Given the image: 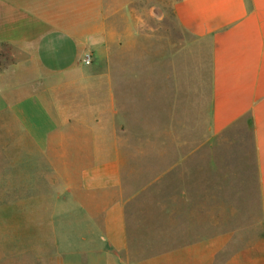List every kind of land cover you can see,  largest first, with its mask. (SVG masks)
Segmentation results:
<instances>
[{
  "label": "crops",
  "instance_id": "1",
  "mask_svg": "<svg viewBox=\"0 0 264 264\" xmlns=\"http://www.w3.org/2000/svg\"><path fill=\"white\" fill-rule=\"evenodd\" d=\"M157 1L0 0V264H132L134 160L242 127L264 245V0Z\"/></svg>",
  "mask_w": 264,
  "mask_h": 264
},
{
  "label": "rangeland",
  "instance_id": "2",
  "mask_svg": "<svg viewBox=\"0 0 264 264\" xmlns=\"http://www.w3.org/2000/svg\"><path fill=\"white\" fill-rule=\"evenodd\" d=\"M163 3L157 1L158 17L164 18L158 23L169 27ZM172 27L176 48L182 40ZM240 129L235 153L208 135L204 144L174 142L171 169L157 186L146 183L150 160H134L138 173L128 180L134 192L132 264H264L252 150L246 129Z\"/></svg>",
  "mask_w": 264,
  "mask_h": 264
},
{
  "label": "built area",
  "instance_id": "3",
  "mask_svg": "<svg viewBox=\"0 0 264 264\" xmlns=\"http://www.w3.org/2000/svg\"><path fill=\"white\" fill-rule=\"evenodd\" d=\"M83 63L85 65H90L91 64V58L89 55H85L84 58H83Z\"/></svg>",
  "mask_w": 264,
  "mask_h": 264
}]
</instances>
